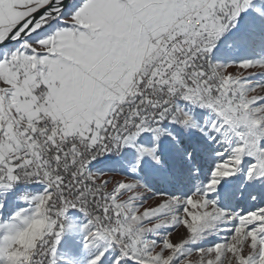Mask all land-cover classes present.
Returning <instances> with one entry per match:
<instances>
[{
  "label": "snow or ice",
  "instance_id": "1",
  "mask_svg": "<svg viewBox=\"0 0 264 264\" xmlns=\"http://www.w3.org/2000/svg\"><path fill=\"white\" fill-rule=\"evenodd\" d=\"M81 260L264 264V0H0V264Z\"/></svg>",
  "mask_w": 264,
  "mask_h": 264
},
{
  "label": "rangeland",
  "instance_id": "2",
  "mask_svg": "<svg viewBox=\"0 0 264 264\" xmlns=\"http://www.w3.org/2000/svg\"><path fill=\"white\" fill-rule=\"evenodd\" d=\"M110 159H113V158H110ZM102 170H112V171H115L116 169L115 168H112V169L103 168ZM30 191H32V190L30 189ZM9 210L11 211L12 209L10 208ZM77 218H79V217H77ZM62 250L65 251L67 255L71 256V252H69L67 249H62ZM81 264H83V260H81Z\"/></svg>",
  "mask_w": 264,
  "mask_h": 264
},
{
  "label": "crops",
  "instance_id": "3",
  "mask_svg": "<svg viewBox=\"0 0 264 264\" xmlns=\"http://www.w3.org/2000/svg\"><path fill=\"white\" fill-rule=\"evenodd\" d=\"M113 159H114V158H113ZM31 190H32V191H35V190H37V189L35 188V186H33V188H31ZM38 190H39V191H42V187H40Z\"/></svg>",
  "mask_w": 264,
  "mask_h": 264
},
{
  "label": "clouds",
  "instance_id": "4",
  "mask_svg": "<svg viewBox=\"0 0 264 264\" xmlns=\"http://www.w3.org/2000/svg\"><path fill=\"white\" fill-rule=\"evenodd\" d=\"M38 227V226H37ZM36 230V227H34V229H33V231H35Z\"/></svg>",
  "mask_w": 264,
  "mask_h": 264
},
{
  "label": "bare ground",
  "instance_id": "5",
  "mask_svg": "<svg viewBox=\"0 0 264 264\" xmlns=\"http://www.w3.org/2000/svg\"><path fill=\"white\" fill-rule=\"evenodd\" d=\"M107 159H110V158H107Z\"/></svg>",
  "mask_w": 264,
  "mask_h": 264
}]
</instances>
